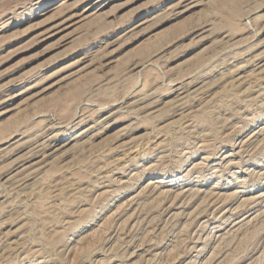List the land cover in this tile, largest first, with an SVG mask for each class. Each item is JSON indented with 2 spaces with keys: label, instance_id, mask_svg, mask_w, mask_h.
Returning a JSON list of instances; mask_svg holds the SVG:
<instances>
[{
  "label": "rangeland",
  "instance_id": "1",
  "mask_svg": "<svg viewBox=\"0 0 264 264\" xmlns=\"http://www.w3.org/2000/svg\"><path fill=\"white\" fill-rule=\"evenodd\" d=\"M0 0V264H264V0Z\"/></svg>",
  "mask_w": 264,
  "mask_h": 264
},
{
  "label": "bare ground",
  "instance_id": "2",
  "mask_svg": "<svg viewBox=\"0 0 264 264\" xmlns=\"http://www.w3.org/2000/svg\"><path fill=\"white\" fill-rule=\"evenodd\" d=\"M47 3H48V1H47V0H45L44 2H42V4H41V5L45 6V5H47Z\"/></svg>",
  "mask_w": 264,
  "mask_h": 264
}]
</instances>
